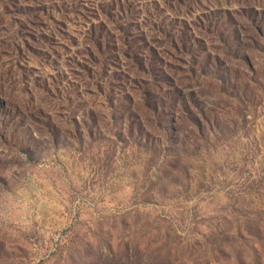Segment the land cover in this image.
I'll list each match as a JSON object with an SVG mask.
<instances>
[{
    "label": "rangeland",
    "instance_id": "rangeland-1",
    "mask_svg": "<svg viewBox=\"0 0 264 264\" xmlns=\"http://www.w3.org/2000/svg\"><path fill=\"white\" fill-rule=\"evenodd\" d=\"M230 1L195 65L166 53L104 98L24 52L43 74L0 85L17 96L0 102V264H264V0Z\"/></svg>",
    "mask_w": 264,
    "mask_h": 264
},
{
    "label": "trees",
    "instance_id": "trees-1",
    "mask_svg": "<svg viewBox=\"0 0 264 264\" xmlns=\"http://www.w3.org/2000/svg\"><path fill=\"white\" fill-rule=\"evenodd\" d=\"M231 3L230 0H0V60L13 56L11 78L5 79L7 69L2 64L0 85L15 83L21 76L24 79L20 82L28 85L31 82L28 74H43L30 64V56L26 62H20L27 52L45 57L53 65L67 59V74L72 76L71 79L68 76L67 84L75 86L77 96L80 86L95 99L104 98L106 86L126 91L129 80L123 82L118 76L166 69V53L181 64L188 65L185 60L190 59L187 61L195 65L194 58L207 51L192 45L197 37L205 38L198 31L218 34L223 39L226 31L221 26L231 21V14L225 11ZM234 3L240 8L246 5L243 0ZM216 12H223L225 20L221 22ZM79 19L83 20L85 32L72 36L69 25H80ZM69 34L72 41L68 46L64 40ZM39 66L44 68L42 64ZM50 78L51 83L39 84L40 75L36 86L46 94H51V88L55 87L59 94L63 79ZM1 94L5 96L0 97V102H17L14 92Z\"/></svg>",
    "mask_w": 264,
    "mask_h": 264
}]
</instances>
